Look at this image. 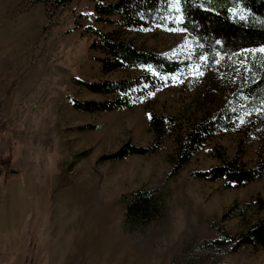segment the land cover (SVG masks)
Wrapping results in <instances>:
<instances>
[{
	"label": "rangeland",
	"instance_id": "rangeland-1",
	"mask_svg": "<svg viewBox=\"0 0 264 264\" xmlns=\"http://www.w3.org/2000/svg\"><path fill=\"white\" fill-rule=\"evenodd\" d=\"M94 2L69 0L55 7L43 0H0V152L13 155L10 168L16 170L0 166V263L14 250H20L14 264L260 262L264 245L219 254L202 241L219 236L221 228L242 232L264 216V177L228 185L192 171L234 157L252 166L264 140V104L252 111L242 103L237 128L211 135L178 170L171 160L188 123L231 105L243 83L244 56L220 55L206 68L151 91L150 107L175 122L156 145L142 103L94 111L73 104V98L109 96L78 79L136 71H101L102 52L92 46L89 26H118L99 20ZM231 13L244 16L246 10L235 6ZM121 35L169 57L199 62L197 42L182 28L155 25L123 29ZM125 142L149 150L109 156ZM136 188L156 190L163 209L154 220L132 226L122 196ZM234 205L243 207L240 214L223 218Z\"/></svg>",
	"mask_w": 264,
	"mask_h": 264
},
{
	"label": "trees",
	"instance_id": "trees-1",
	"mask_svg": "<svg viewBox=\"0 0 264 264\" xmlns=\"http://www.w3.org/2000/svg\"><path fill=\"white\" fill-rule=\"evenodd\" d=\"M43 1L54 2L55 7H59L69 0ZM94 6L99 20L118 26L108 31L89 26L95 34L92 46L102 52L97 57L101 62V71L107 73L131 68L136 71L117 78L78 79L88 89L109 96L104 99L73 98V104L82 110L94 111L142 103L149 114L156 145L168 135L175 122L169 114H158L150 107L151 91L197 68H206L220 55L244 56L241 70L243 83L234 91L231 105L188 123L177 137L176 153L171 156L174 170L182 167L211 135L237 128L242 103L249 105L252 111L264 104V0H95ZM235 6L243 7L245 15L233 16L231 9ZM155 25L178 27L191 34L198 45L196 61L199 62L185 57H169L155 49L136 45L121 35L123 29L145 31ZM200 56L203 58L199 59ZM261 144L252 166L234 157L195 169L192 174L207 180L222 178L228 185L264 177V140ZM148 150L149 147L125 142L109 156L122 158ZM13 161L11 153L0 152V166L9 169ZM61 175L64 177L63 169ZM122 201L125 219L132 226L154 220L163 209L161 196L154 189H133L123 194ZM242 210V206L234 205L223 214V218L239 215ZM202 244L212 245L219 254L238 251L245 244L264 245V216L239 233L221 228L219 236L204 240ZM255 264H264V259Z\"/></svg>",
	"mask_w": 264,
	"mask_h": 264
},
{
	"label": "crops",
	"instance_id": "crops-1",
	"mask_svg": "<svg viewBox=\"0 0 264 264\" xmlns=\"http://www.w3.org/2000/svg\"><path fill=\"white\" fill-rule=\"evenodd\" d=\"M8 179H10V178H7L6 179V181L8 180ZM28 244L29 243H25V245L26 246H28ZM27 247H25V249H26ZM24 249V250H25ZM18 251H20V250H14V253H12L11 255H10V258H9V261L7 262H4V261H2L0 264H14L15 263V261H16V257H17V255H18Z\"/></svg>",
	"mask_w": 264,
	"mask_h": 264
},
{
	"label": "water",
	"instance_id": "water-1",
	"mask_svg": "<svg viewBox=\"0 0 264 264\" xmlns=\"http://www.w3.org/2000/svg\"><path fill=\"white\" fill-rule=\"evenodd\" d=\"M9 172L13 173V172H16V170L13 168H9Z\"/></svg>",
	"mask_w": 264,
	"mask_h": 264
}]
</instances>
